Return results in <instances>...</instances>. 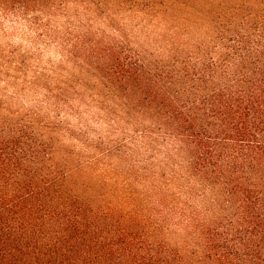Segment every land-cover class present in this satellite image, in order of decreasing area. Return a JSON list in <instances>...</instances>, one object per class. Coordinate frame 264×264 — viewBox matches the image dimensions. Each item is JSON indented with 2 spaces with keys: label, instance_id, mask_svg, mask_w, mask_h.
<instances>
[{
  "label": "trees",
  "instance_id": "16d2710c",
  "mask_svg": "<svg viewBox=\"0 0 264 264\" xmlns=\"http://www.w3.org/2000/svg\"><path fill=\"white\" fill-rule=\"evenodd\" d=\"M207 15L167 54L107 50V81L152 126L142 209L48 140L0 133V264H264V0Z\"/></svg>",
  "mask_w": 264,
  "mask_h": 264
},
{
  "label": "rangeland",
  "instance_id": "374dc122",
  "mask_svg": "<svg viewBox=\"0 0 264 264\" xmlns=\"http://www.w3.org/2000/svg\"><path fill=\"white\" fill-rule=\"evenodd\" d=\"M19 1L0 0V133L48 140L67 166L103 184L106 199L138 210L156 163L153 144L141 140L152 126L107 81V50L167 54L178 37L206 34L198 29L217 0Z\"/></svg>",
  "mask_w": 264,
  "mask_h": 264
}]
</instances>
